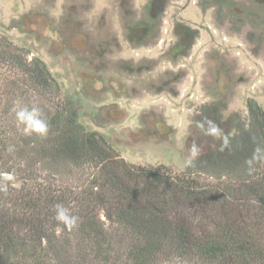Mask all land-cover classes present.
Masks as SVG:
<instances>
[{
    "label": "trees",
    "instance_id": "16d2710c",
    "mask_svg": "<svg viewBox=\"0 0 264 264\" xmlns=\"http://www.w3.org/2000/svg\"><path fill=\"white\" fill-rule=\"evenodd\" d=\"M56 82L39 58L0 42V264H264V109L227 153L175 172L140 168L67 107L25 134L16 112ZM55 106V105H54ZM259 149V151H257ZM76 218L57 220V207Z\"/></svg>",
    "mask_w": 264,
    "mask_h": 264
},
{
    "label": "rangeland",
    "instance_id": "374dc122",
    "mask_svg": "<svg viewBox=\"0 0 264 264\" xmlns=\"http://www.w3.org/2000/svg\"><path fill=\"white\" fill-rule=\"evenodd\" d=\"M145 1L136 0L137 7ZM202 3L208 10L199 23L201 56L190 62L200 88L185 79L179 95L172 86L158 92L149 85L175 69L159 60L162 44L136 50L123 45L131 21L123 20L119 0H0V42L14 43L51 72L55 106L40 96L31 100L44 118L70 105L76 122L104 135L128 163L184 172L227 153L229 138L249 124L250 99L264 109V0ZM195 14L188 6L185 15ZM134 57L159 58L151 74L134 75L143 81L138 91L130 70L121 67ZM210 128L217 131L210 134Z\"/></svg>",
    "mask_w": 264,
    "mask_h": 264
},
{
    "label": "flooded vegetation",
    "instance_id": "af4514ba",
    "mask_svg": "<svg viewBox=\"0 0 264 264\" xmlns=\"http://www.w3.org/2000/svg\"><path fill=\"white\" fill-rule=\"evenodd\" d=\"M119 3L123 20L129 19L131 21L125 26L128 38L123 41V45L127 44L133 50L139 47H153L161 44L164 48L161 59L158 57L155 59L147 58L145 62L134 57L129 62L122 61V69L130 70L131 76L134 78L132 90L138 91V86L142 87L141 83H143L141 80L137 81L134 75L151 74L158 66V59L166 63V68L169 67L170 63L175 65L174 71L171 72L170 69H166L160 76L155 77L156 81L153 80L154 77L150 79L149 85L157 86L158 92L172 86L173 94L179 95V85L185 79L190 82V85L192 84L194 89L200 88V77L196 71L193 76L191 75L192 64L190 62L197 63L201 56L199 40L201 27L199 23L202 12L208 10L202 8V0H146L143 9L137 7L136 0H133L132 3L129 0H119ZM190 5L196 11L193 19L185 15L187 7ZM211 9H215V4L211 6ZM67 10L68 8H66ZM71 11L74 9L71 8ZM116 46L121 47L122 42ZM134 53L136 54V51ZM141 61L142 63H140ZM66 107L71 110L70 105Z\"/></svg>",
    "mask_w": 264,
    "mask_h": 264
},
{
    "label": "clouds",
    "instance_id": "9594fccd",
    "mask_svg": "<svg viewBox=\"0 0 264 264\" xmlns=\"http://www.w3.org/2000/svg\"><path fill=\"white\" fill-rule=\"evenodd\" d=\"M16 119L19 125L23 126V131L26 134H33L40 137H44L48 133V123L44 118L43 112L38 107H23L16 112ZM217 129L210 128L209 133H215ZM259 151V149L257 150ZM196 149L193 147V154ZM57 220L64 223L65 225L72 227L76 224V218L68 214L67 209L62 206L57 207Z\"/></svg>",
    "mask_w": 264,
    "mask_h": 264
}]
</instances>
